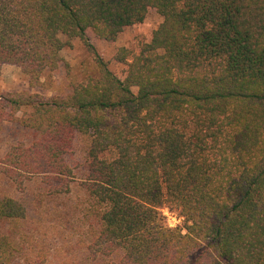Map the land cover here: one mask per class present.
Listing matches in <instances>:
<instances>
[{"label": "trees", "instance_id": "16d2710c", "mask_svg": "<svg viewBox=\"0 0 264 264\" xmlns=\"http://www.w3.org/2000/svg\"><path fill=\"white\" fill-rule=\"evenodd\" d=\"M152 9L122 80L88 32L114 42ZM76 39L92 58L69 94L0 93V126L29 133L0 158L18 192L0 197V264H49L27 227L35 179L43 197L85 194L74 264H264V0H0V73L42 86Z\"/></svg>", "mask_w": 264, "mask_h": 264}, {"label": "rangeland", "instance_id": "374dc122", "mask_svg": "<svg viewBox=\"0 0 264 264\" xmlns=\"http://www.w3.org/2000/svg\"><path fill=\"white\" fill-rule=\"evenodd\" d=\"M163 18L155 9L149 11L142 24L126 28L114 42L98 39L92 31L88 36L100 55L109 63L110 69L122 80L125 79V65L118 62L117 57L122 49H126L128 57L139 54L142 45L151 41L153 33L162 23ZM66 40L65 36H61ZM64 62L44 84L32 87L28 77L21 69L6 65L0 73V93L28 90L32 93H42L47 96H65L72 91L74 83L83 79L85 64L91 61L92 55L78 39L72 41V46L62 52ZM29 133L17 124L7 123L0 126V158L5 156L11 147L19 140H27ZM76 168L78 177L85 173V155L79 145L68 158ZM40 182L38 179L27 184L26 199L31 201V216L28 229L38 239H42L51 251L49 264H74L75 242L86 233L83 221L86 207L84 192L75 185L71 194L49 198L38 194ZM17 197L18 192L6 179L0 180V197ZM166 224L171 228H182L183 219L170 209H163Z\"/></svg>", "mask_w": 264, "mask_h": 264}]
</instances>
